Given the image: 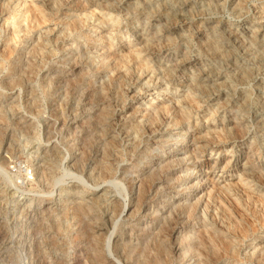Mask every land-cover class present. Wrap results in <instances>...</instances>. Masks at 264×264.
Returning <instances> with one entry per match:
<instances>
[{"label":"rangeland","instance_id":"1","mask_svg":"<svg viewBox=\"0 0 264 264\" xmlns=\"http://www.w3.org/2000/svg\"><path fill=\"white\" fill-rule=\"evenodd\" d=\"M168 107L187 125L172 128L165 112L145 133L153 109ZM188 125L195 143L181 147L175 136ZM162 134L167 144L134 152ZM173 147L185 165L155 164ZM263 175L264 0H0V264H130L133 246L147 264H198L190 246L176 254L137 243L139 233L137 244L114 243L138 176L147 192L179 186L172 196L185 215L189 196L201 201L183 235L204 224L215 234L200 251L206 264H264ZM162 199L145 205L152 213ZM227 238L234 254L220 248Z\"/></svg>","mask_w":264,"mask_h":264},{"label":"bare ground","instance_id":"2","mask_svg":"<svg viewBox=\"0 0 264 264\" xmlns=\"http://www.w3.org/2000/svg\"><path fill=\"white\" fill-rule=\"evenodd\" d=\"M2 5V4H1ZM240 5V4H239ZM2 10V9H1ZM35 14V13H34ZM37 16V15H36ZM182 16V15H181ZM177 17V16H176ZM36 18V17H35ZM39 19V18H38ZM71 24V23H70ZM73 25V24H72ZM81 30V29H80ZM231 36V35H230ZM242 43V42H241ZM242 44H244V43H242ZM152 45V44H151ZM241 45V44H240ZM69 47V46H68ZM239 48V47H238ZM36 48H34V50H35ZM212 49V48H211ZM109 51V50H108ZM156 51V50H155ZM35 53V52H34ZM37 53V52H36ZM38 53H40V52H38ZM106 53V52H105ZM111 54V53H110ZM110 54L107 52V54H105L106 55V57H104L103 58V63H102V65H104V66H102V67H105V65H108V63H109V61H110V59H112L111 58V56H110ZM227 54H229V53H227ZM37 55V54H36ZM78 55V54H77ZM34 56V55H33ZM76 56V55H75ZM114 58H115V56H114ZM87 59V58H86ZM116 59V58H115ZM76 60V59H75ZM101 60V59H100ZM118 60V59H117ZM32 61V60H31ZM120 61V60H119ZM118 61V62H119ZM184 61V60H183ZM71 62V61H70ZM81 62V61H80ZM75 66V65H74ZM115 67V66H114ZM30 68V67H29ZM112 68V67H111ZM142 69V68H141ZM117 70V69H116ZM75 72V71H74ZM74 72H72L71 74H69V75H67V76H60V78L59 79H63V80H65V79H67V78H69L70 76H73L74 75ZM114 72V71H113ZM84 73V72H83ZM54 75V74H53ZM52 78V77H51ZM77 78V77H76ZM75 79V78H74ZM71 80V79H70ZM69 80V81H70ZM103 82V81H102ZM68 83H70V82H68ZM66 86V85H65ZM95 86V85H94ZM110 87V86H109ZM67 88H69V87H67ZM98 90V89H97ZM104 90V89H103ZM109 90V89H108ZM107 92V91H106ZM83 93V92H82ZM33 95V94H32ZM56 95V94H55ZM65 95V94H64ZM77 95V94H76ZM101 96V95H100ZM108 96V95H107ZM80 97V96H79ZM95 98V97H94ZM101 98V97H100ZM106 100V99H105ZM108 100V99H107ZM88 101V100H87ZM91 102V101H90ZM77 109V108H76ZM154 111H155V113L153 114V117L151 116V118H149V117H146V120L143 122L144 123V132L146 133V130L147 129H151V127L153 128V126L156 124V120L158 119V118H160V116L163 114V113H165V112H167L168 113V116L169 117H171L170 116V114L172 115V116H174V118L177 120V122L175 123L174 122V124L172 125V128H177V127H182V126H185V125H187V119L185 118V116H183L182 114H180V112L179 111H177L176 109L174 110V109H172V108H170V107H168V108H154L153 109ZM172 110H174V112L172 113ZM151 112V111H150ZM148 113V112H147ZM93 115V114H92ZM95 115V114H94ZM97 115V114H96ZM164 115V114H163ZM64 116V115H63ZM62 116V117H63ZM106 118V116H107V113L105 112V108L104 109H101L100 110V117H101V119L99 120V122L100 121H103L104 120V117ZM167 116V117H168ZM87 117V116H86ZM96 117V116H95ZM161 120V119H160ZM92 121V120H91ZM95 121V120H94ZM105 121V120H104ZM103 121V123H105ZM97 122V121H96ZM233 122V121H232ZM234 122H236V121H234ZM233 122V123H234ZM109 123V122H108ZM87 124V123H86ZM101 124H102V122H101ZM112 124V123H111ZM157 125V124H156ZM171 125V124H170ZM169 125V126H170ZM234 126V129H237V125H238V123H234L233 124ZM66 127V126H65ZM236 127V128H235ZM51 128V127H50ZM140 128V127H139ZM154 128H156V127H154ZM169 128V127H168ZM64 129H66V128H64ZM97 129V128H96ZM233 129V128H232ZM109 130V129H108ZM175 130V129H174ZM189 130V125H188V127H186L185 129H184V132H183V134L184 135H180V136H178V135H176L175 137L178 139L177 140V144L179 145V146H181V147H183L184 146V143L187 141V139H188V144L190 145L191 143L192 144H194L195 143V140L193 139V134H188V131ZM241 130V129H240ZM48 131V130H47ZM69 131V130H68ZM96 131V130H95ZM149 131V130H148ZM234 131V130H233ZM152 132V131H151ZM228 132V131H227ZM50 133V132H49ZM78 133V132H77ZM239 133V132H238ZM185 134H186V138H184L183 136H185ZM98 135V134H97ZM70 136V135H69ZM108 136V135H107ZM117 136V135H116ZM239 137V136H238ZM77 138V137H76ZM80 138V137H79ZM153 139H149L148 140V142L146 143V145L143 147V148H141L140 147V144H135L134 142V144H135V149H134V152L136 151L137 153H138V155L139 156H141V157H143L144 155L143 154H147V153H149V151L154 147L155 148V150H157L159 147H161V143H168L169 141H166L165 140V136L162 134L161 136H159V137H156V138H154V137H152ZM85 139V138H84ZM74 140H76V139H74ZM65 141V140H64ZM78 142H79V139L77 140ZM112 141V140H111ZM166 141V142H165ZM76 142V141H75ZM88 143V142H87ZM138 143V142H137ZM173 143V142H172ZM107 144V143H106ZM80 145H81V143L79 142L78 144L77 143H73L72 144V147L75 149V150H80ZM104 146V145H103ZM71 147V146H70ZM85 147V146H84ZM108 147V146H107ZM106 147V148H107ZM176 147V146H175ZM175 147H173L172 148V150L170 151L172 154L171 155H166V156H164V157H157V163H155V164H157L158 166H162V167H160V168H171V167H173L174 165H176V164H179V165H182V164H184L185 165V163H186V161H184V159H183V157H181L180 156V153L179 154H174V152H176L177 151V149L175 148ZM72 148V149H73ZM110 148V147H109ZM141 148V149H140ZM83 149V148H82ZM111 149V148H110ZM116 150V149H115ZM184 150V149H183ZM110 151V150H109ZM131 151V150H130ZM182 150H180V152H181ZM199 151V150H198ZM197 151V149H196V147H195V149L193 150V153H194V155H193V157H192V159L193 160H195L197 157H199V156H197L199 153H197L198 152ZM51 152V151H50ZM112 152V151H111ZM251 153V152H250ZM84 154V153H83ZM185 154V153H184ZM104 155V154H103ZM150 155H151V153H150ZM47 156V155H46ZM192 156V155H191ZM105 157V156H104ZM152 157V156H151ZM150 157V158H151ZM155 158V157H154ZM101 159V158H100ZM143 160V159H142ZM141 160V161H142ZM191 160V159H190ZM245 160H246V162L249 164H251V161H250V156H246L245 157ZM148 162V161H147ZM195 162V161H194ZM247 164V165H248ZM156 165V166H157ZM195 165V164H194ZM98 166V165H97ZM153 166V165H152ZM156 166H155V168H156ZM246 166V165H245ZM198 167H200L199 165H198ZM115 168V167H114ZM195 168H197V167H195ZM125 169V168H124ZM202 169V168H201ZM152 170V169H151ZM156 170V169H155ZM163 170V169H162ZM188 170H190V169H188ZM256 170V169H255ZM104 171V170H103ZM106 171V170H105ZM168 171V170H167ZM113 172V171H112ZM254 172V171H253ZM109 173V172H108ZM195 173V172H194ZM183 174V173H182ZM190 174V173H189ZM188 174V175H189ZM110 175V174H109ZM262 175V174H261ZM260 175V176H261ZM258 176V175H257ZM259 176V177H260ZM264 176V175H263ZM130 178V177H129ZM135 178V177H134ZM138 178H139V176H138ZM138 178H136V179H133L130 183H131V189L132 190H137L136 191V197L133 199V200H130V203L128 204L129 205V208H128V213H127V215L125 216V218H124V220H125V225L127 224V232L125 233V232H123V231H121V234H122V236L121 237H119V239H117V241L115 240V244H137V243H139L140 242V240L141 239H143L144 237H147L146 239L148 240L147 242H154L155 244H157V246H159V247H166L167 245H169L170 246V250H172L174 253H176V254H178L179 252L181 253L182 251H183V246L184 245H186V246H190L188 249H187V255H188V253H190V249H191V256H193V257H199L198 258V264H206L205 262H204V260L202 259V252H200L201 251V249H205V248H207V246H208V242L210 243H212V242H214L215 241V234H214V236L210 233V231L208 230V226H206V224H204V225H202V229L201 230H198V232H197V234L193 237V233L192 232H190V233H188L186 236L185 235H183V233H185V232H187V230H188V228L190 227V224H191V222L190 221H187L186 219H188V220H190V216H192L191 215V213L193 212V209H196V206L197 205H199L200 204V200H198L197 201V203H195V204H191V201H192V198H190V196L188 197V199H187V201H190L189 202V207H188V212H187V214H188V216H186L185 214H183L181 211L183 210V209H186V208H183L184 207V205L182 204H180L179 203V201H175V198L172 196L173 195V191H175V190H177L178 189V187L179 186H177V185H169V186H167V187H164V188H161L160 186L161 185H156V186H154L153 185V188L152 189H150V191L149 192H147L146 190H145V184H144V182H146V181H144L143 182V180L142 179H138ZM161 178V177H160ZM178 178V177H177ZM192 178V177H191ZM260 179V178H259ZM261 180V179H260ZM168 181V180H167ZM166 182V181H165ZM260 182V181H259ZM262 182V181H261ZM199 184V183H198ZM179 185H181V184H179ZM149 187V186H148ZM182 187V186H181ZM198 187V186H197ZM182 190V189H181ZM180 191V190H179ZM187 191V190H186ZM177 192H178V190H177ZM183 192V191H182ZM179 193V192H178ZM181 193V192H180ZM177 195V194H176ZM163 197V199L160 201V204H159V206H154V208H153V212L151 213L150 211V207H148L147 205H145V203L148 201V200H154V199H156V198H158V197ZM193 196V195H192ZM180 199V198H179ZM178 199V200H179ZM182 200V199H181ZM212 200V199H211ZM183 201V200H182ZM78 202V201H77ZM215 202V201H214ZM125 205V204H124ZM225 206V205H224ZM126 206H123V204H118L117 205V203L113 206V212H114V214L117 216V213L118 212H120V214H118L119 216L120 215H122V214H124L125 212H126ZM76 209V208H75ZM74 209V210H75ZM206 209V208H205ZM224 210V209H223ZM77 211V210H76ZM80 211V210H79ZM205 211H207V210H205ZM230 211V210H229ZM78 212V211H77ZM85 212V211H84ZM112 212V213H113ZM179 212V213H178ZM181 212V213H180ZM184 212V211H183ZM203 212H204V210H203ZM223 213V212H222ZM221 213V214H222ZM195 214V213H194ZM205 214V213H204ZM234 214V213H233ZM232 214V215H233ZM139 215H141L143 218H145V219H148L149 221L146 223V224H144L143 226H138V225H133L132 223H131V221H133L134 220V218L136 217V216H139ZM187 217V218H186ZM233 218H234V215L232 216ZM205 218V217H204ZM203 218V219H204ZM213 219V218H212ZM174 220H176V224H177V226L175 227V228H173L172 229V231L170 232V234L167 236L166 234H163L165 231V229H166V227H168L167 225L170 223L171 224V222H173ZM244 220V219H243ZM230 222V221H229ZM228 222V223H229ZM87 223V222H86ZM200 223V222H199ZM234 223V222H233ZM239 223V222H238ZM245 224H246V222H245ZM193 225V224H192ZM232 225V224H231ZM234 225V224H233ZM109 226V225H108ZM212 226V225H211ZM229 226V225H228ZM170 227V226H169ZM192 227V226H191ZM234 227V226H233ZM171 228H172V226H171ZM94 229H96L93 233H94V237L96 238V239H99L100 237L102 238V236H103V233H102V231H103V229H101V228H99V227H96V228H94ZM218 228H216V230H217ZM245 229V228H244ZM169 230V229H168ZM213 230H215V228L213 229ZM170 231V230H169ZM230 231V230H229ZM228 231V232H229ZM241 231V230H240ZM248 231V230H247ZM215 232V231H214ZM137 233H139V235L136 237V238H138V241H137V243L135 242V240H134V235H136ZM166 233V232H165ZM169 233V232H168ZM217 233V232H216ZM221 232H219V234L218 235H221L220 234ZM236 233V232H235ZM166 235V236H163V235ZM243 234V233H242ZM217 235V234H216ZM224 235H226V234H224ZM222 236V235H221ZM141 237H143V238H141ZM195 237H196V239H197V244H195V246H192V245H190L191 244V242H192V240H195ZM218 237V239L219 238H221L220 236H217ZM101 240V239H100ZM228 238L224 241L223 239H222V244H220L221 245V247L220 248H222L226 253H230V251H232V250H234L233 249V241L231 242L230 240H228ZM146 241V240H145ZM185 241V244H181V243H183ZM219 241H220V239H219ZM230 241V242H229ZM96 243V242H95ZM211 243H210V245H211ZM215 243V242H214ZM221 243V242H220ZM227 243V244H226ZM238 243V242H237ZM103 244V243H102ZM148 244V243H147ZM127 245V246H128ZM217 245V244H216ZM219 245V246H220ZM144 246V245H143ZM196 246L198 247V250H196L195 248H196ZM212 246V245H211ZM218 246V247H219ZM135 246H133L132 248L133 249H131V252L132 253H134V254H131V256L128 258V260L130 261L129 263L130 264H147L145 261H144V259L143 260H141V256H138V255H140V254H136L137 253V250L134 248ZM139 247V246H138ZM151 247V246H150ZM217 247V246H216ZM158 248V247H157ZM213 248H215V247H213ZM256 248H258V245L256 246ZM128 249V248H127ZM160 249V248H159ZM165 249V248H164ZM222 249H221V251H222ZM116 250V249H115ZM161 250V249H160ZM215 250V249H214ZM256 250V249H255ZM120 251V250H119ZM139 251V250H138ZM147 251V250H146ZM149 251V250H148ZM147 251V252H148ZM156 251V250H155ZM260 252H259V254L258 255H256L257 256V259H260V260H262V262L264 261V246L263 247H261V249L259 250ZM123 252V251H122ZM126 252V251H125ZM159 252V251H158ZM166 252H168V251H166ZM206 252H208L207 250H206ZM210 252V251H209ZM217 252H219V250L217 251ZM234 252H236V249H235V251ZM234 252L232 251L231 253H233L234 254ZM183 253V252H182ZM213 253H214V251H213ZM256 253V252H255ZM137 255V257H134L133 255ZM146 254V253H145ZM149 254V253H148ZM217 254V253H216ZM237 254V253H236ZM186 255V256H187ZM204 255H206V254H204ZM220 255V253L218 254V256ZM252 255H254L253 253H252ZM146 256V255H145ZM150 256H151V254H150ZM163 256V255H162ZM186 256H184L183 258H186ZM190 256V255H189ZM188 256V257H189ZM217 256V257H218ZM221 256V255H220ZM229 256V255H228ZM147 257V256H146ZM204 257V259L206 258L205 256H203ZM223 257V256H222ZM254 257H255V255H254ZM125 258V257H124ZM165 258V257H164ZM181 258V257H180ZM180 258H178V259H180ZM148 259V258H147ZM166 259V258H165ZM164 259V260H165ZM172 259V258H171ZM188 259V258H187ZM251 259H252V257H251ZM153 260V259H152ZM182 260V259H181ZM149 261H150V258H149ZM173 261V260H172ZM208 261V260H207ZM240 261V260H239ZM152 262V261H151ZM151 262L149 263V264H151ZM164 261H163V258L161 259V260H157L156 262H155V264H158V263H163ZM168 262H171V261H168ZM176 262V261H175ZM182 262H184V260L183 261H181V263L180 264H182ZM211 262H212V260H211ZM257 262V261H256ZM261 262V261H260ZM261 262V263H262ZM189 263V262H188ZM208 263V262H207ZM109 264V263H108ZM153 264V263H152ZM258 264H259V262H258Z\"/></svg>","mask_w":264,"mask_h":264}]
</instances>
